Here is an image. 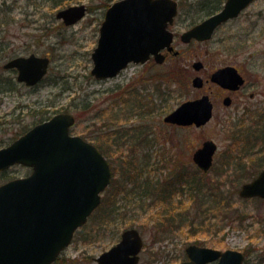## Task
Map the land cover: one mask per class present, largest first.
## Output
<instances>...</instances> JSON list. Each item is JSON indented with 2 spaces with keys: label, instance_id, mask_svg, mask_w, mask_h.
<instances>
[{
  "label": "rangeland",
  "instance_id": "1",
  "mask_svg": "<svg viewBox=\"0 0 264 264\" xmlns=\"http://www.w3.org/2000/svg\"><path fill=\"white\" fill-rule=\"evenodd\" d=\"M59 1L0 0V148L34 124L67 111L75 119L70 132L99 147L113 171L101 205L52 264H95L96 256L112 247L125 228L134 227L144 244L138 264H177L186 258L184 249L190 243L244 251V264H264V200L238 195L240 184L264 168V154H253L258 146L249 144L247 149L245 142L234 138L240 135L236 122L181 128L163 121L165 114L195 94L193 55L205 50L206 44H185L177 38L179 58L169 60L166 75L151 80L152 112L140 119L128 117L115 96L117 79L90 74L98 28L115 0ZM203 1L178 0L179 11ZM81 3L87 7L81 20L66 25L56 18L60 8ZM30 53L50 57L46 75L32 87L15 80V69L3 68L11 57ZM137 69L125 74L134 75ZM140 83L134 86L136 100L145 94ZM247 135L252 139L251 133ZM205 139L216 142L218 150L213 167L203 173L191 155ZM30 171L14 164L0 172V184ZM124 172L136 174L134 180L142 185L130 193L125 190L127 202L122 198L123 186L132 188L133 181L125 182ZM153 182L159 185L154 194L140 196L145 184ZM197 183L203 189L196 193ZM164 187L168 201L159 194ZM165 208L171 211L170 221L159 228L155 220ZM111 210L112 223L107 224L103 219Z\"/></svg>",
  "mask_w": 264,
  "mask_h": 264
},
{
  "label": "water",
  "instance_id": "2",
  "mask_svg": "<svg viewBox=\"0 0 264 264\" xmlns=\"http://www.w3.org/2000/svg\"><path fill=\"white\" fill-rule=\"evenodd\" d=\"M251 0H228L219 14L191 28L181 39L220 23L241 10ZM176 0H116L105 10L96 46L91 52V75L96 78L115 76L128 62H144L158 50L171 49L172 32L168 24L177 13ZM235 10V11H233ZM66 25L82 19L84 3L60 8L56 13ZM50 59L34 53L10 58L4 69H16V79L27 86L37 84L48 70ZM225 73L213 75L227 81ZM229 78V77H228ZM200 86L198 77L192 79ZM212 104L207 96L183 101L164 117L179 125H204L211 116ZM75 122L69 112L55 113L35 124L7 146L0 148V171L15 163L31 167L24 177L0 184V264H51L66 246L73 233L99 206L101 191L110 184L112 169L101 150L79 135L70 134ZM217 145L205 140L193 153L194 162L206 172L213 161ZM243 198H264V168L256 177L240 185ZM121 238L96 256V264H137L143 247L141 234L126 228ZM187 258L177 264H243L244 252L219 250L189 244Z\"/></svg>",
  "mask_w": 264,
  "mask_h": 264
},
{
  "label": "flooded vegetation",
  "instance_id": "3",
  "mask_svg": "<svg viewBox=\"0 0 264 264\" xmlns=\"http://www.w3.org/2000/svg\"><path fill=\"white\" fill-rule=\"evenodd\" d=\"M227 3L228 0H204L188 4L186 6L188 10L183 13L178 9L174 21L168 26L173 34L172 49L161 48L157 57L151 54L144 62H128L126 67L116 73L113 77L117 79L115 96L118 103L121 102L119 108L122 107L127 111L128 117L140 119L141 114L145 117L152 112L151 95L148 92L151 80L166 75L169 60L177 61L179 58L181 53L176 49L177 38L180 39L184 32L219 14ZM180 21H183V25H178L177 28ZM209 29L192 36L189 43H185L206 44L205 50L194 53L192 62V69L195 71L193 77H198L201 84L195 87L196 91L192 98L185 100L207 96L212 104V116L204 126L214 121L224 125L225 122L239 123L236 132L240 135L236 134L234 138L245 142L247 149L251 148L249 144L258 146L256 152L252 153L262 155L264 154V2L260 4V0H251L241 10L220 21L212 27V30ZM137 67L139 69L134 75H129L128 72V75L125 74L127 70ZM219 71L224 72L225 79L229 80L216 81L213 75ZM139 80L145 94L141 95V99L139 96L136 100L134 86ZM107 92L108 89L105 93ZM164 117L163 121L170 126L196 127L194 124L182 126L166 122ZM247 132L251 133L252 139ZM259 158L263 160L262 157Z\"/></svg>",
  "mask_w": 264,
  "mask_h": 264
},
{
  "label": "trees",
  "instance_id": "4",
  "mask_svg": "<svg viewBox=\"0 0 264 264\" xmlns=\"http://www.w3.org/2000/svg\"><path fill=\"white\" fill-rule=\"evenodd\" d=\"M63 0H60L59 2H57V3H61ZM241 168H243V167H241ZM133 173H135V171L133 172ZM132 175V174H131ZM134 177H136V174H133L132 176H130V175H128L127 173H125L124 172V175H123V180L125 181V182H128L127 180H129V181H133V187L132 188H129V189H127L126 187L124 188V186H123V192H124V196L122 197L123 199H125L126 200V198H127V194H126V192H125V190L128 192V193H130V191H132L133 190V188H135V189H139V188H141V186L142 185H140V184H138L135 180H134ZM135 181V182H134ZM197 181V180H196ZM201 184H203V183H201ZM158 184H156V183H152V184H145V186L143 187L144 189L142 190V192L140 193V196L143 194V195H146V197H148V196H151V195H153L154 194V192H155V189H157L158 188ZM194 190H195V192L197 193V192H200L202 189H203V187H202V185L200 186L198 183L194 186V188H193ZM162 190V192H159V194H161L162 196H165L166 197V199H164L163 201H168L167 200V196L166 195H169V192L167 191V190H165V187L163 188V189H161ZM214 194H216L215 192H214ZM216 196H217V194H216ZM141 199V198H140ZM256 199H258L259 201H261V200H264V199H259V198H256ZM217 200V199H216ZM216 200H214V201H216ZM213 201V200H212ZM126 202H127V200H126ZM216 204H217V201H216ZM113 211V212H112ZM112 212V213H111ZM113 213H114V210H111L110 212H106V215H105V217H104V219H103V221L105 222V223H107V224H109V223H112V219H110V216L111 217H113ZM170 213H171V211H170V209L169 208H165L164 210H162V212L160 213V216L161 217H157V219L155 220V222L158 224L157 226L159 227V228H161L163 225H166L167 223H168V221H170V217H171V215H170ZM160 219H162L163 221H161ZM161 232V231H160ZM245 253H247V252H245ZM261 260H262V258H261ZM261 262V261H260Z\"/></svg>",
  "mask_w": 264,
  "mask_h": 264
}]
</instances>
